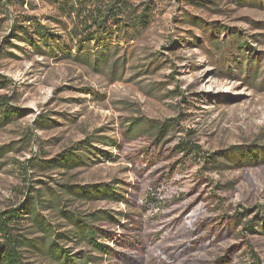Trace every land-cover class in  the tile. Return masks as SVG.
Returning a JSON list of instances; mask_svg holds the SVG:
<instances>
[{
    "label": "rangeland",
    "instance_id": "obj_1",
    "mask_svg": "<svg viewBox=\"0 0 264 264\" xmlns=\"http://www.w3.org/2000/svg\"><path fill=\"white\" fill-rule=\"evenodd\" d=\"M60 1L0 0V101L17 110L0 127V212L42 203L54 189L79 218L109 213L91 222L105 247L93 251L70 238L67 217L39 206L66 234L60 244L75 258L92 255L91 264H249L248 242L264 264V159L222 154L264 151V0H123L121 19L82 41L72 29L111 0H83L78 15ZM229 39L244 44L240 53L221 46ZM250 52L263 72L254 79L247 64L239 73L229 62ZM139 119L173 125L154 143L124 133ZM180 138L201 160L185 171L174 168ZM71 153L81 162L54 165ZM68 185L117 197L87 200ZM22 224L17 234L27 239L45 234ZM21 252L25 264H54L31 247Z\"/></svg>",
    "mask_w": 264,
    "mask_h": 264
},
{
    "label": "trees",
    "instance_id": "obj_2",
    "mask_svg": "<svg viewBox=\"0 0 264 264\" xmlns=\"http://www.w3.org/2000/svg\"><path fill=\"white\" fill-rule=\"evenodd\" d=\"M82 1L83 0H62L60 1V5L61 7H67L70 12L72 11V13L73 11H76V15H78V13L80 12V7H82ZM73 2L79 3V5L75 6L74 4H72ZM124 5L125 1L123 0H111L106 10H104L102 13H97L92 16L91 12H88V14L90 15L89 17L86 14L82 19L79 20V23L82 27L81 29L86 32L85 36H81L83 35L82 30H77L76 25L75 28L71 31V34H74V36H72V39L77 38L80 39L79 41H82L81 37L91 38L95 35L96 31L101 29L105 30L107 27H109L108 24L111 21H118V19H121L119 18V15L123 13L121 9ZM132 23V25H134V28H137V25L139 23L142 25L145 23V19L141 15L139 18L134 19ZM23 32L29 35V32L26 29H24ZM37 33H39V35L43 37V43H46L50 47L51 43L44 38L45 32L43 28H38ZM27 40L32 44L35 43V41H33L29 36ZM220 43L222 47L228 45L231 46V49L227 50V53L229 55H231L233 52L240 53L244 45L243 43L239 42V40L233 41L231 39L224 40ZM248 55L250 56L251 52ZM224 56L225 54H223V56L221 57V61ZM229 62H231V69L235 68L239 71V73L243 72V65L247 64L246 69L250 70V77L253 79L258 76H262L263 72H259L258 70L259 64L257 63L253 66L252 55L251 59L248 58L245 63L239 60L236 61L234 58H230ZM0 86H6V81L2 80V78H0ZM16 112L17 110L9 106L6 97H4V99L0 101V127L9 123L11 117ZM172 125L173 122L169 123L168 121L162 124H153L151 123V120L139 119L128 124L127 129L124 133L127 135H134L133 137H136L141 133H146L148 135L154 136V143H156V141H158L168 129H172ZM173 153L177 155L181 154V158L176 162L174 168H180L184 171L195 165H198L201 161L200 154L196 152V147L191 142L183 138H180L179 142L176 144L173 150ZM222 154L226 159L230 161L236 160L239 156L241 157V160L248 161H259L264 159V151L256 147H253L245 152L240 151L238 147H233L227 151H223ZM81 159L82 158L79 155L71 153L57 159L54 162V165L57 167H72L74 164L81 162ZM144 161L147 162L150 160ZM205 162L207 164H205L204 166H207L209 163L217 162V159L212 158L211 161L206 160ZM44 163L45 165H48L47 162ZM42 167H44V165H42ZM66 189L69 193L87 200H92L95 199V197L101 196L107 197L109 199H115L117 197V194H115L114 191L109 187L101 189L89 186L78 187L68 185L66 186ZM49 197L50 198L45 199L42 203L38 202L39 199L37 197L35 198V201L29 199L26 202V206H24V210H22L21 207H18L0 212V264H25L23 260L24 257L21 252L22 247L33 248L41 255H44L52 260L54 264H91L92 255L82 253V257L75 258L71 256L69 251L60 244V238L66 236V234L64 232H62L61 234L55 232L51 224H49L38 212L39 206H41L43 209L53 208L59 211L60 215L67 217L73 223L74 227L71 230L70 238H76L77 240L75 241L85 243L86 245L91 247L93 251H102L105 249V247L97 241V239L100 237L98 233L101 232V230L99 228H96V226H94L91 222L101 220L103 219V217L112 219L109 213L103 212L101 215L98 213H93L91 214V220L82 219L65 209V205L62 202L60 194L55 192L54 189H52V193ZM23 211H25L28 216H24L25 212ZM23 221H31L36 227H38L40 231L45 234L40 238L34 240L27 239L23 235H18L17 231L20 229L19 227L23 225ZM252 229V226L246 227V230L248 231H251ZM246 247L248 248V250L246 251L248 252L250 258L249 264H262L258 254L253 248V245L248 242L246 243ZM221 264H226V262L223 261L221 262Z\"/></svg>",
    "mask_w": 264,
    "mask_h": 264
}]
</instances>
